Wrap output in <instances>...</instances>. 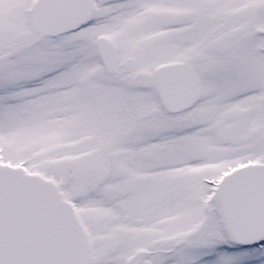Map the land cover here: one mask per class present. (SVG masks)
I'll return each mask as SVG.
<instances>
[{
    "label": "snow or ice",
    "instance_id": "obj_1",
    "mask_svg": "<svg viewBox=\"0 0 264 264\" xmlns=\"http://www.w3.org/2000/svg\"><path fill=\"white\" fill-rule=\"evenodd\" d=\"M0 264H264V0H0Z\"/></svg>",
    "mask_w": 264,
    "mask_h": 264
}]
</instances>
